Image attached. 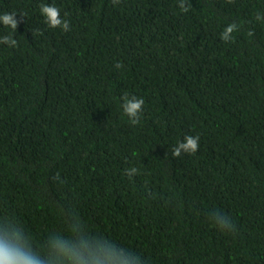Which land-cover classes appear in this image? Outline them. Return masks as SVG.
<instances>
[{
  "label": "trees",
  "instance_id": "16d2710c",
  "mask_svg": "<svg viewBox=\"0 0 264 264\" xmlns=\"http://www.w3.org/2000/svg\"><path fill=\"white\" fill-rule=\"evenodd\" d=\"M53 2L68 31L41 15ZM185 7L0 0L17 20L0 25L17 41L0 43V212L37 243L74 214L151 264H264V0ZM125 93L145 99L137 125ZM185 135L197 151L173 156Z\"/></svg>",
  "mask_w": 264,
  "mask_h": 264
},
{
  "label": "clouds",
  "instance_id": "9594fccd",
  "mask_svg": "<svg viewBox=\"0 0 264 264\" xmlns=\"http://www.w3.org/2000/svg\"><path fill=\"white\" fill-rule=\"evenodd\" d=\"M186 0H179V7L187 11ZM40 13L51 28L59 27L63 31L70 29V22L61 15V10L53 3H42ZM16 14L0 13V25L15 29ZM254 20L264 23V9H258ZM239 30L235 22L228 23L220 33L221 39L229 41L232 34ZM0 43L14 47L17 43L10 33L0 37ZM116 67H120L119 63ZM121 108L132 125L141 122L145 99L143 96L122 97ZM199 146V136L185 135L172 149L173 156L181 152L195 153ZM138 170H127L132 176ZM209 219L222 231H234L232 219L218 210L208 213ZM0 264H151L141 251L118 242L111 236L91 228L74 214H69L60 230L49 231L46 237L37 243L33 232L25 225L20 216L12 211L0 212Z\"/></svg>",
  "mask_w": 264,
  "mask_h": 264
}]
</instances>
